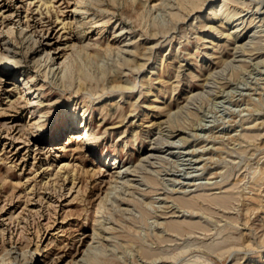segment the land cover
Here are the masks:
<instances>
[{"label":"rangeland","instance_id":"rangeland-1","mask_svg":"<svg viewBox=\"0 0 264 264\" xmlns=\"http://www.w3.org/2000/svg\"><path fill=\"white\" fill-rule=\"evenodd\" d=\"M111 1L0 0V264H264V0ZM28 75L41 90L12 89Z\"/></svg>","mask_w":264,"mask_h":264},{"label":"bare ground","instance_id":"bare-ground-1","mask_svg":"<svg viewBox=\"0 0 264 264\" xmlns=\"http://www.w3.org/2000/svg\"><path fill=\"white\" fill-rule=\"evenodd\" d=\"M111 1V0H110ZM113 1H115L116 2V0H113ZM160 1V0H159ZM224 1V0H223ZM222 1V2H223ZM83 2V0H80V3H82ZM112 2V1H111ZM124 2H126L128 5H133V4H140V5H142V9L145 7V5H147V4H145V2H142V1H138V0H124ZM130 2V3H129ZM207 2V1H206ZM224 2H227L226 0L224 1ZM86 3V2H85ZM91 3V2H90ZM97 3V2H96ZM100 3V2H99ZM118 3V2H117ZM160 3V2H159ZM168 3V2H167ZM180 3V2H179ZM187 3H189L188 5H189V10L187 11L188 13H187V15L190 13V12H192V11H194V10H202V8H203V6H205V4H204V2H203V0H202V2H201V0H188V2ZM231 3V2H230ZM79 4V3H78ZM158 4V3H157ZM90 5V4H89ZM184 5V4H183ZM182 5V6H183ZM186 5V4H185ZM213 5V4H212ZM153 6H155V4H153ZM152 6V7H153ZM180 6V5H179ZM224 6H226V7H228V5H226L225 3H222V5L220 6V5H218V6H216V7H214V6H212L210 9H209V12H207V14H210L211 12H213V11H217V10H222V8L224 7ZM139 7V6H138ZM76 8V7H75ZM140 8V7H139ZM156 8H157V6H156ZM232 8V7H231ZM146 9V8H145ZM151 9V8H150ZM153 9V8H152ZM151 9V10H152ZM225 9V8H224ZM228 9V8H227ZM259 9V8H258ZM257 9V10H258ZM144 10V9H143ZM162 10V9H161ZM236 10V9H235ZM144 11H146V10H144ZM143 11V12H144ZM186 11V10H185ZM223 11V10H222ZM228 11V10H227ZM227 11L225 10V12L227 13ZM230 11V10H229ZM184 12V11H183ZM181 13V12H180ZM186 13V12H185ZM214 13V12H213ZM222 13V12H221ZM224 13V12H223ZM229 13V12H228ZM236 13H238V12H236ZM235 13V14H236ZM171 14H172V12H171ZM170 14V16H172V18H176L177 19V17H179V14H177V13H173L172 15ZM225 14V13H224ZM191 15V14H190ZM212 15V14H211ZM223 15V14H222ZM233 15V14H232ZM189 16V15H188ZM215 16H216V14H215ZM155 17V16H154ZM182 17V16H181ZM198 17H201V16H196L195 18H196V20H197V18ZM180 18V17H179ZM231 18H233L232 16H230L229 14H225L223 17H222V22H221V24H227V23H230V22H232V19ZM240 17H237L236 19H239ZM155 19V18H154ZM171 19V18H170ZM175 19V20H176ZM201 19V18H200ZM235 19V20H236ZM156 20V19H155ZM161 20V19H160ZM164 21V20H163ZM178 21H180V20H178ZM177 21V22H178ZM250 21V20H249ZM78 24H77V26L79 25V27H80V25L83 23V22H79V21H76ZM162 25L161 26H163V24L164 23H161ZM177 24V23H176ZM160 25V24H159ZM224 26V25H223ZM222 26V27H223ZM167 27V26H166ZM78 28V27H77ZM151 29V28H150ZM160 30V29H159ZM158 30V31H159ZM236 31H239L238 29H234L231 33H229L228 34V38H230V36L231 35H233ZM155 32V31H154ZM157 33V32H156ZM222 33V32H221ZM79 34V33H78ZM236 34H238L237 32H236ZM76 35V34H75ZM86 35V34H85ZM152 35H153V33H152ZM159 35V34H158ZM153 37V36H152ZM237 37V36H236ZM78 38V37H77ZM233 38V37H232ZM235 39V38H234ZM254 39V38H253ZM168 40V39H167ZM236 41V40H235ZM252 41V40H251ZM160 43V42H159ZM34 44V43H33ZM33 44H32V46H33ZM31 46V45H30ZM240 46V45H239ZM39 47V46H38ZM74 47V46H73ZM236 47V46H235ZM85 49L87 48V47H84ZM83 48V49H84ZM106 48V47H105ZM104 48V49H105ZM238 48V47H237ZM237 48H235V49H237ZM58 49V48H57ZM234 49V50H235ZM84 51V50H83ZM86 51V50H85ZM84 51V52H85ZM90 51H92V50H90ZM126 51V50H125ZM149 51V50H148ZM147 51V52H148ZM50 50H49V52H47V55H46V57H45V59L43 60V62H44V64H45V69L47 70V67L49 68L50 67V69H49V71H47V72H51V71H53L54 73L58 70V68L60 67H57L56 69H54L53 70V68H54V66H55V61L56 60H58V59H62L63 58V52H64V48H61L60 50L58 49V51H54L53 53H52V56H54V57H52L51 55H50ZM62 52V54H60ZM93 52V51H92ZM124 52V51H123ZM135 52V55H136V51H134ZM142 52H144V53H142ZM141 52V54L142 55H148V53L146 52V50H145V48H144V51H142ZM155 52V51H154ZM28 53V52H27ZM34 53V52H33ZM65 53V52H64ZM82 53V52H81ZM85 53H87V51L85 52ZM89 53V52H88ZM87 53V54H88ZM119 53V52H118ZM234 53H235V51H234ZM233 53V54H234ZM92 53H90L89 54V56L91 55ZM138 54V53H137ZM96 56L95 54H92L91 56ZM116 55V54H115ZM141 55V56H142ZM42 56V55H41ZM139 56V55H138ZM233 56V55H232ZM66 57V56H65ZM97 57V56H96ZM125 57V56H124ZM174 57V56H173ZM148 58H150V57H148ZM35 59V58H34ZM65 59V58H64ZM140 59V58H139ZM142 59V58H141ZM175 59V58H174ZM225 59V58H224ZM19 60V59H18ZM117 60V59H116ZM128 60H130V58L128 59ZM127 59H125V62L127 63V66L128 67H133L134 69L135 68H144V65H146L145 64V62H142V63H135V62H133L132 60H130V61H128ZM231 60H233V59H231ZM49 61V62H48ZM65 60H63V62H61L62 64H63V66H62V68H65L66 67V65L67 64H65V62H64ZM225 61H226V59H225ZM234 61V60H233ZM17 62V61H16ZM227 62H229V61H227ZM227 62H225V63H227ZM2 63V62H1ZM17 63H20V62H17ZM126 63H125V65H124V67H126ZM133 63V64H132ZM222 63V62H221ZM225 63H223V64H225ZM5 64V63H4ZM229 64H231V63H229ZM40 65V64H39ZM120 65V64H119ZM221 65V64H220ZM36 66V65H35ZM166 66V65H165ZM223 66V65H222ZM5 67H8V66H5ZM37 67V66H36ZM39 67V66H38ZM37 67V68H38ZM123 67V65H122V68H124ZM127 67V68H128ZM161 67V66H160ZM131 69V68H130ZM129 68H128V70H130ZM133 69V70H134ZM160 69V68H159ZM165 69V68H164ZM46 70H45V73H46V75H47V72H46ZM116 70V69H115ZM114 70V71H115ZM161 70H163V68L161 67ZM39 71V70H38ZM63 71V70H62ZM65 71H66V69H65ZM141 71V70H140ZM165 71V70H164ZM180 71V70H179ZM219 71V69L217 70V72ZM118 72V71H117ZM131 72V71H130ZM177 72V71H176ZM192 72V71H191ZM212 72H214V71H212ZM211 71H210V73H212ZM216 72V71H215ZM214 72V73H215ZM52 73V72H51ZM101 73V72H100ZM59 74V73H58ZM33 75V74H32ZM101 75V74H100ZM117 75V74H116ZM119 75V74H118ZM209 75H211V74H209ZM175 76V75H174ZM62 77V76H61ZM63 77H64V75H63ZM102 77V76H101ZM118 77V76H117ZM176 77V76H175ZM209 77V76H208ZM120 78V77H119ZM181 78V77H180ZM99 79V78H98ZM32 76L31 75H28V76H23V77H20L19 79H17L16 81H14V85H13V88L12 89H14V88H21L20 87V84L18 83V82H20L21 81V83H23V85L24 86H26V90H27V93H32V94H34V93H36V92H38L39 90H41V87H38V85L37 84H35V83H32ZM127 80V79H126ZM180 80V79H179ZM141 81V80H140ZM139 81V82H140ZM177 82V81H176ZM128 83V82H127ZM135 83H137V82H135ZM103 84V83H102ZM144 84H146V83H144ZM150 84V83H149ZM178 84V83H177ZM116 85V84H115ZM121 85V84H120ZM126 85V84H125ZM136 85V84H135ZM204 85V84H203ZM117 86H118V83H117ZM122 87V86H121ZM124 87H126V86H124ZM123 87V88H124ZM103 88V87H102ZM126 88H129V89H131V90H133V85H130V86H127ZM22 89V88H21ZM20 89V90H21ZM77 89V88H76ZM75 89V90H76ZM78 89H80V88H78ZM105 88H103V90H104ZM119 89V88H118ZM117 89V90H118ZM144 89V88H143ZM81 90V89H80ZM102 90V91H103ZM125 90V89H124ZM111 91V90H110ZM148 91H150V90H148ZM160 91H161V89H160ZM192 91V90H191ZM76 92V91H75ZM142 92V91H141ZM78 92H76V94H77ZM116 93V92H115ZM119 93V92H118ZM160 93V92H159ZM158 93V94H159ZM38 94V93H37ZM40 94V93H39ZM123 94V93H122ZM196 94H197V92H196ZM201 94V93H200ZM121 95V94H120ZM192 95V94H191ZM189 96L188 98L190 99V97H192L193 98V95L192 96ZM197 95H199V92H198V94ZM221 95V94H220ZM194 96H195V94H194ZM38 97H39V95H38ZM196 97V96H195ZM194 97V98H195ZM191 98V99H192ZM39 99V98H38ZM188 99V100H189ZM187 100V101H188ZM17 101H19L18 99H17ZM36 101H38V105L40 104V105H43V101H41V100H36ZM21 102H23V101H21ZM27 103L28 102H33L32 100H28V101H26ZM12 103V102H11ZM35 103V102H34ZM23 104V103H22ZM16 105V104H15ZM21 105V104H20ZM134 104L132 103L131 105H130V107L131 106H133ZM135 106V105H134ZM14 107V106H13ZM29 106H25V107H23V108H28ZM129 107V108H130ZM183 106H180L179 108H182ZM112 108V107H111ZM178 108V109H179ZM117 110H118V108H117ZM177 110V109H176ZM101 111H103V109L101 110ZM168 111V110H167ZM172 110H170V112L168 111V115H167V117L168 116H171L172 115V113L173 112H171ZM120 113V112H119ZM176 113V112H175ZM124 114V113H123ZM177 114V113H176ZM192 114V113H191ZM105 115H111V114H108V113H106ZM124 116V115H123ZM123 116H122V118H123ZM176 116V115H175ZM166 117V118H167ZM190 117H192V116H190ZM119 118V117H118ZM171 118H172V116H171ZM174 118V117H173ZM124 119H126L125 117H124ZM123 120V119H122ZM125 121V120H124ZM171 121V120H170ZM161 126V125H160ZM84 129L83 130H85L86 128H87V126H86V123L84 124ZM113 127V126H112ZM81 133L80 132H78V130H77V132H75V133H70V136H71V138L73 139V140H79L80 141V138H81V135H80ZM160 134V133H159ZM245 134V133H244ZM134 135V134H133ZM243 135V134H242ZM246 135H247V133H246ZM135 136V135H134ZM245 136V135H244ZM247 136H250V134H248ZM247 136H246V138H247ZM165 137V136H164ZM251 137H252V134H251ZM255 137V136H254ZM134 138V137H133ZM133 138H131V139H133ZM161 138V137H160ZM250 138V137H249ZM251 139V138H250ZM87 141H88V137H87V139H86ZM70 142V141H69ZM128 142V141H127ZM164 142V141H163ZM175 142V141H174ZM134 144V143H133ZM157 144V143H156ZM69 145V144H68ZM172 145V144H171ZM81 149V148H80ZM80 149H75V151L78 153V152H80L81 150ZM150 155L151 154H148V155H146V156H144L143 157V159H141V157H140V159H138V161L139 162H137V165H138V163H139V165H141V163L143 162V161H145V160H147V159H149V158H151L150 157ZM149 162V161H148ZM143 164V163H142ZM151 164V163H150ZM130 166V165H129ZM136 166V165H135ZM137 167V166H136ZM135 167V168H136ZM114 169H112L111 170V173H114L115 175L114 176H116V177H119V174L120 173H123V170L124 169H120L119 168V166H117V167H113ZM119 168V169H118ZM126 168V167H125ZM138 169V168H137ZM148 169H149V167H148ZM131 170V169H130ZM135 169L133 168V171H134ZM125 171V170H124ZM128 171V170H127ZM148 171V170H147ZM151 171V170H150ZM155 172V171H154ZM162 172V171H161ZM153 173V172H152ZM121 175V174H120ZM124 175V174H123ZM130 175V174H129ZM125 176V175H124ZM260 176H262V175H260ZM259 176V177H260ZM121 178V177H120ZM123 178V177H122ZM263 178V177H262ZM117 179V178H116ZM152 178H148V180L149 181H153V179L151 180ZM264 179V178H263ZM120 180V179H119ZM258 181H259V179H257ZM118 181V180H117ZM260 182H261V180H260ZM120 183V182H119ZM257 183V182H256ZM259 183V182H258ZM118 184V183H117ZM144 184V183H143ZM135 185V184H134ZM219 186V185H218ZM256 187V186H255ZM225 189H227V188H225ZM172 190V189H171ZM232 190V189H231ZM181 191V190H180ZM185 191V190H184ZM229 191V190H228ZM226 192V193H224V194H218V195H205V196H202V193H201V195L199 194V195H196V196H193V197H185V196H178V197H176L175 199L178 201V203L181 205V206H183V207H186V208H189L190 210L192 209V211L193 210H195L196 208H201L202 207V202H204L205 203V201L206 202H208V203H210V204H216V206L218 205V206H222V207H227V205H228V203L229 202H231V199H232V197H235V196H232V195H234V194H231V193H229V192ZM166 192V191H165ZM172 192V191H171ZM178 192H179V190H178ZM182 192V191H181ZM107 193V192H106ZM110 194V193H109ZM109 194H107V198H108V196H109ZM194 195V194H193ZM192 196V195H191ZM236 198V197H235ZM202 202H201V201ZM233 200V199H232ZM174 201V200H173ZM147 203V202H146ZM149 203V202H148ZM147 203V204H148ZM175 203V202H174ZM177 203V204H178ZM150 204V203H149ZM230 204V203H229ZM145 205V204H144ZM143 205V206H144ZM205 205H207V204H205ZM103 206V205H102ZM161 206V205H160ZM158 207V206H157ZM204 207H206V206H204ZM221 207V208H222ZM128 208V207H127ZM146 208H148V207H146ZM178 208V207H177ZM185 208V209H186ZM203 208V207H202ZM124 209V208H123ZM126 209V208H125ZM161 209V208H160ZM204 209V208H203ZM202 209V210H203ZM205 209H209V207H207V208H205ZM204 209V210H205ZM258 209V208H257ZM206 210V211H207ZM210 210H211V208H210ZM100 211H102V207H99V209H98V212H100ZM173 211V210H172ZM185 211V210H184ZM189 211V210H188ZM196 211V210H195ZM209 211V210H208ZM140 212V211H139ZM166 212V211H165ZM174 212V211H173ZM175 214V213H174ZM179 215V214H178ZM97 217H103V215L101 214V215H97ZM142 217V216H141ZM223 217H225V216H223ZM227 218V217H226ZM230 218V217H229ZM228 218V219H229ZM233 220H234V218H233ZM198 221V220H197ZM197 221H187V220H169V221H167V228L169 229V231L171 230V231H174V232H181L182 233V231H184V230H192V229H194V228H199V227H202V225H201V223L200 222H197ZM232 221V220H231ZM236 221V220H235ZM98 224H97V226H96V228L94 229V231H93V233H92V243H95L97 240H98V238H99V236H100V234H101V232H102V230L104 229V224L101 222V220H99L98 222H97ZM228 227V226H227ZM203 228V227H202ZM206 228V227H205ZM205 228H203V229H201V230H204L205 231ZM166 229V228H165ZM200 229V228H199ZM198 229V230H199ZM196 230V229H195ZM193 231V230H192ZM208 231V230H207ZM185 232V231H184ZM190 232V231H189ZM188 232V233H189ZM157 234V233H156ZM180 234V233H179ZM263 235V234H262ZM153 237V236H152ZM262 238V237H261ZM144 240V239H143ZM261 240V239H260ZM141 241V240H140ZM158 241V240H157ZM144 243H145V241H143ZM260 242V241H259ZM91 244V242L88 244V247H89V245ZM140 244V243H139ZM204 244V243H203ZM202 244V245H203ZM136 245V244H135ZM145 245H146V243H145ZM201 245V244H200ZM206 244H204V247H206L205 246ZM134 246V245H133ZM138 246V245H137ZM91 247V246H90ZM142 247V246H141ZM139 249V248H138ZM137 249V250H138ZM142 249V248H141ZM145 249V247L143 248V250ZM23 250V255H25L26 253V251H25V249H22ZM143 250H141V252L143 251ZM153 250V249H152ZM145 252H146V250H144ZM149 251V249L147 250V252ZM159 252V255H160V250H158ZM139 252V251H138ZM144 252V255L145 254H147V253H145ZM154 252H156V251H154ZM150 252H148V254H149ZM147 254V256L148 257H150L149 255ZM155 254V253H154ZM22 255V254H21ZM151 255H153V251H152V253H151ZM162 255V254H161ZM146 256V255H145ZM84 257V256H83ZM156 257V256H155ZM160 257V256H159ZM162 257V256H161ZM147 259V258H146ZM158 259V258H157ZM28 261V260H27ZM255 261V260H254ZM23 263L25 262V261H22ZM22 264V263H21ZM92 264H94V263H92Z\"/></svg>","mask_w":264,"mask_h":264}]
</instances>
